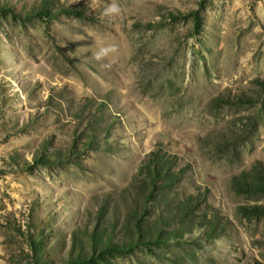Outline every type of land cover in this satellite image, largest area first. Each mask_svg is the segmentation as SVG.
I'll return each mask as SVG.
<instances>
[{
  "label": "rangeland",
  "instance_id": "374dc122",
  "mask_svg": "<svg viewBox=\"0 0 264 264\" xmlns=\"http://www.w3.org/2000/svg\"><path fill=\"white\" fill-rule=\"evenodd\" d=\"M40 1L0 0V264L264 263V215L238 211L264 191L231 181L264 166V0H116V16L113 0H54L85 17H26ZM150 157L172 175L145 233L182 200L218 230L104 251L135 241Z\"/></svg>",
  "mask_w": 264,
  "mask_h": 264
},
{
  "label": "trees",
  "instance_id": "16d2710c",
  "mask_svg": "<svg viewBox=\"0 0 264 264\" xmlns=\"http://www.w3.org/2000/svg\"><path fill=\"white\" fill-rule=\"evenodd\" d=\"M54 0H41L40 3L36 6H32L25 13L26 17L31 16H48L53 17L58 13L71 14L78 17H85V6L82 4L78 5H64L62 3L54 6ZM172 18H175L173 15ZM262 85V89L264 90V82H260ZM221 95H218L213 98L214 101H225ZM229 99V98H228ZM229 102H233L236 104L247 103L251 101V97L246 95H239L236 98H232L228 100ZM163 162L157 157H150L146 161V175L144 178V186L141 192V203L142 208L140 209L135 221L134 227L136 230V238L135 241L129 244H116L112 242H105L101 249L104 251H118V252H129L133 249V247L142 240L146 244H154L159 243L161 241H174L181 242L186 241L187 239L184 237L185 233L192 232L194 225L202 224L205 229L204 236L206 238L214 237L216 234L217 223L214 219L208 221H199L194 219L193 210L196 207L197 203H193L192 201H178L177 203L170 205L167 207V204L160 205V208L166 209L164 212H160L158 215V219L156 224L153 225L149 231L145 233V229L142 228L143 217L144 214L148 212L149 201L152 199L154 204H156V200L159 199L160 195V184L163 181H167L171 179L172 173H170L168 168H164ZM232 186L233 189L238 193H252V192H261L264 191V166L257 161L250 168L243 169L240 172L236 173L232 177ZM161 182V183H158ZM162 186V185H161ZM238 211L243 215H255L260 216L264 215V205L259 204H251L244 205L241 204L238 206ZM174 223H178L176 226L172 227L167 231L163 230L164 226H168ZM194 223V224H193ZM91 245L94 249L97 244L98 239L95 238V233L90 235ZM79 258L74 260V262H78ZM254 264H264L256 261Z\"/></svg>",
  "mask_w": 264,
  "mask_h": 264
},
{
  "label": "clouds",
  "instance_id": "9594fccd",
  "mask_svg": "<svg viewBox=\"0 0 264 264\" xmlns=\"http://www.w3.org/2000/svg\"><path fill=\"white\" fill-rule=\"evenodd\" d=\"M120 11H121L120 6L118 5V3H116V0H113V2L105 8L104 15L116 16L120 14ZM115 51H116L115 46L100 47L94 53V55L97 60H102L104 58H107L111 53H114ZM105 66L107 67L109 65H105Z\"/></svg>",
  "mask_w": 264,
  "mask_h": 264
}]
</instances>
